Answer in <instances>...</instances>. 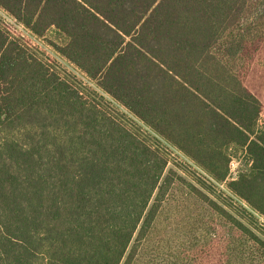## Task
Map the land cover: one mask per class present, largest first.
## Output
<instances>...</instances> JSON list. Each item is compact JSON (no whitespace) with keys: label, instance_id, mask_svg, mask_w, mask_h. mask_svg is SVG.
<instances>
[{"label":"trees","instance_id":"16d2710c","mask_svg":"<svg viewBox=\"0 0 264 264\" xmlns=\"http://www.w3.org/2000/svg\"><path fill=\"white\" fill-rule=\"evenodd\" d=\"M0 9L14 21L0 18V264H135L178 183L228 225L222 264H264V240L168 167L165 147L264 219V107L244 83L264 41V0H0Z\"/></svg>","mask_w":264,"mask_h":264},{"label":"rangeland","instance_id":"374dc122","mask_svg":"<svg viewBox=\"0 0 264 264\" xmlns=\"http://www.w3.org/2000/svg\"><path fill=\"white\" fill-rule=\"evenodd\" d=\"M0 18L8 27L10 24H14L12 18L7 16L1 9ZM15 26L27 37L34 40L22 26L18 24ZM13 31L16 32L15 30ZM40 44L62 68L98 92L94 83L88 82L83 72L56 54L50 47L42 42ZM244 83L264 107V41L261 42L255 51L248 72L245 75ZM102 95L107 100L109 107L112 106L116 111L125 113L128 117L137 121L135 117L110 96ZM165 147L170 157L168 167L176 169L185 180L192 182L211 198L235 213L239 219L246 222L264 240V219L262 217L253 213L250 209H246V211L240 209V205L244 207L245 205L239 199H233V202L229 201L226 197L230 196V194L223 185L216 184V187L213 188L204 186L200 179L188 168V165L196 168L191 164L192 162L188 161L186 157L173 147L168 145ZM232 161L231 171H235L238 167V161ZM164 207L171 209L170 213H165L157 219L156 228L150 237L142 241L140 245L135 264H222V246L227 242L228 236H230V229L228 225L217 221L210 210H206L211 209L210 207L198 202L193 195L187 193L181 183L174 186L170 198ZM212 218L213 220H211ZM258 253L255 252V254Z\"/></svg>","mask_w":264,"mask_h":264},{"label":"built area","instance_id":"2783aa9c","mask_svg":"<svg viewBox=\"0 0 264 264\" xmlns=\"http://www.w3.org/2000/svg\"><path fill=\"white\" fill-rule=\"evenodd\" d=\"M232 162H233V161H231V165H232ZM231 172H234V171H231Z\"/></svg>","mask_w":264,"mask_h":264}]
</instances>
